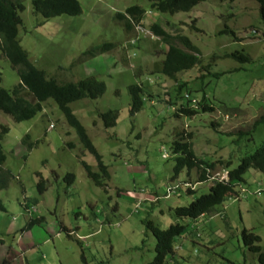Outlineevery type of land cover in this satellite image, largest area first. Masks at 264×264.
<instances>
[{"label": "rangeland", "instance_id": "rangeland-1", "mask_svg": "<svg viewBox=\"0 0 264 264\" xmlns=\"http://www.w3.org/2000/svg\"><path fill=\"white\" fill-rule=\"evenodd\" d=\"M31 1L24 0L18 31L31 62L48 76L76 81L92 75L106 85L101 97L79 99L69 107L101 155L109 178L103 179L101 188L87 176L81 161L96 172V160L79 144L52 99L42 102L35 116L19 122L0 111V124L8 127L1 141L3 167L12 175L8 186L0 190L5 207L0 210V264H145L154 256L155 243L145 223L152 221L158 228L188 223L175 216L174 207L187 205L211 185L191 184L185 169L177 178L171 177L170 145L175 132H192L191 140L210 152L226 145L219 154L231 153V168L244 154V142L240 149L226 133L246 129L264 113V23L258 17L257 2L205 0L188 12L168 14L156 11L147 0H77L80 14L43 20L32 12ZM130 5L146 10L142 27L135 29L133 23L131 32L114 17ZM153 22L170 34L188 36L203 63H210L209 73L194 67L178 77L187 82L193 96L205 95L214 107L212 112L190 120L177 116L174 104L150 96L151 92L170 98L176 94V84L160 73L167 46L151 32ZM136 30L140 34L132 44ZM103 42H112L114 48L85 59L84 50ZM234 51L250 59L225 57ZM0 72L1 87L11 89L18 83L16 71L4 57H0ZM148 78L158 79L155 88ZM135 82L144 85L145 94L141 109L131 114L127 85ZM108 109L117 110L118 116L113 127L104 128L98 113ZM25 134L29 139L23 144ZM263 140L261 122L246 146L255 147ZM31 141L37 142L28 148ZM69 142L73 145L68 146ZM68 172L75 178L67 185ZM40 178L45 187L42 193L36 186ZM184 179L190 188L194 186L193 193L186 192ZM172 187L171 195L164 197ZM239 188L238 199L227 200L193 221L194 235L176 239L172 264H256L241 231L256 233L264 246V172L249 168ZM29 220H33L31 227L22 230Z\"/></svg>", "mask_w": 264, "mask_h": 264}, {"label": "trees", "instance_id": "trees-1", "mask_svg": "<svg viewBox=\"0 0 264 264\" xmlns=\"http://www.w3.org/2000/svg\"><path fill=\"white\" fill-rule=\"evenodd\" d=\"M151 3L153 9L160 13L175 14L178 12H188L199 2L205 0H147ZM235 1V0H230ZM257 2L258 17L264 23V0H254ZM32 12L40 15L43 20L59 15H78L81 13V6L77 0H32ZM24 10V0H0V57L6 58L11 67L18 75V83L11 89L0 86V111L11 116L16 122L27 120L42 110V102L52 99L63 113L67 125L75 131L79 144L83 149L90 152L97 164L98 170L95 172L85 161H81L83 168L96 185L102 188L104 180L109 178L107 166L103 163L101 155L96 151L85 128L74 115L69 104L79 99H96L101 97L106 85L104 81L99 80L95 76L89 75L76 81H66L57 76H48L47 73L37 68L29 59L28 53L22 48L18 39L19 27L22 24L20 13ZM146 10L139 5H130L124 11H118L114 17L120 21L124 30L132 31L133 23L142 25V18ZM194 27V25L192 26ZM150 30L155 37L166 44L167 48L163 52V59L160 73L166 78L172 80L176 84V94L174 98L162 97L159 93L151 92L150 96L155 95L156 100L163 99L167 104H174V113L177 116H187L190 120L193 116L212 112L213 105L207 103V98L203 94L201 98L192 95V89L187 86L186 81H180L178 74L200 67L202 70L210 72V63H203L200 51L188 36L175 33L170 34L164 30L161 25L153 22ZM224 31V30H223ZM222 32V31H219ZM227 34L236 35L232 30H227ZM131 37L130 43L135 42ZM114 48L112 42H103L94 45L82 52L86 58L106 53ZM225 57H236L241 60H249L248 55H244L242 51H234ZM126 60V59H125ZM140 70L136 71L135 76H139ZM218 75V73H215ZM149 79V84L155 85L158 79ZM1 81V72H0ZM157 81V82H156ZM184 92L182 93V91ZM127 91L130 96V113L133 114L141 109L144 102L145 87L139 82L127 85ZM30 97V98H28ZM180 100V101H179ZM229 116L228 114H225ZM118 112L115 109H108L98 113L99 120L102 121L104 128L113 127L116 124ZM264 123V113L255 117L246 129H238L235 133H226V136H233L232 141L236 142L240 148L241 142H244V154L239 157L237 164L230 168L232 162L231 153L225 155L219 154V150L226 145H218V151L210 152L209 147H198L195 141L191 140L192 132L176 131L170 145V151L173 154V173L172 178L175 179L185 169L186 177H191V184L196 185L201 182H211L206 193L201 194L191 200L187 205H179L174 207L173 211L177 218L182 221L188 220V223L174 222L170 223L166 228H158L152 221L145 223L146 232H149L154 238V256L145 264H172L173 253L176 239L185 238L188 235H194L196 221L199 217L214 212L217 205L225 203L227 200L238 199L240 196V184L244 182V174L249 168H254L260 172H264V140L257 146L249 148L248 140H252V132H254L260 123ZM211 124V123H210ZM214 122L211 124L213 125ZM210 125V126H211ZM249 128V129H248ZM8 132L6 125L0 124V190L8 186L12 175L9 170H5L3 163L5 161V153L1 145V141ZM29 139V135L25 134L22 143ZM218 139L221 140L220 137ZM37 141H31L27 145L28 148L35 146ZM73 143H68L72 146ZM248 147H247V146ZM195 149H197L195 151ZM241 149V148H240ZM214 155L213 158L207 156ZM218 173L217 177L214 176ZM225 176L219 178V176ZM74 173L68 172L64 179L67 185L74 181ZM44 180L39 179L37 189L42 193L45 189L42 186ZM186 192L191 194L194 192L193 187L190 188V182L184 179ZM180 187V185L178 186ZM175 189L168 188L166 192L168 198ZM261 190H257L260 193ZM256 194V193H255ZM2 201L0 200V210H4ZM40 218L35 219L39 221ZM191 222V223H190ZM33 220H29L22 230L29 229ZM192 224L191 227L188 226ZM241 237L245 247L253 253L256 264H264V246L259 244L260 237L256 233L243 229ZM199 238V237H198Z\"/></svg>", "mask_w": 264, "mask_h": 264}, {"label": "clouds", "instance_id": "clouds-1", "mask_svg": "<svg viewBox=\"0 0 264 264\" xmlns=\"http://www.w3.org/2000/svg\"><path fill=\"white\" fill-rule=\"evenodd\" d=\"M149 12V11H148ZM146 13V12H145ZM140 26L142 27V25H140V24H137L136 26H135V29H139L140 28ZM138 34H140V32L139 31H137L136 30V35L133 37V38H135L136 36H138ZM132 38V40L134 41V39ZM134 42H136V41H134ZM28 207H26L25 206V209H27ZM173 259L172 260H174L175 261V248H174V253H173Z\"/></svg>", "mask_w": 264, "mask_h": 264}, {"label": "crops", "instance_id": "crops-1", "mask_svg": "<svg viewBox=\"0 0 264 264\" xmlns=\"http://www.w3.org/2000/svg\"><path fill=\"white\" fill-rule=\"evenodd\" d=\"M4 259V262L7 260V258H3Z\"/></svg>", "mask_w": 264, "mask_h": 264}]
</instances>
